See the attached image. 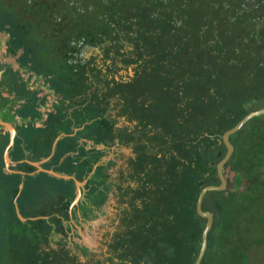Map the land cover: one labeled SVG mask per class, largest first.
I'll use <instances>...</instances> for the list:
<instances>
[{
    "label": "trees",
    "instance_id": "trees-1",
    "mask_svg": "<svg viewBox=\"0 0 264 264\" xmlns=\"http://www.w3.org/2000/svg\"><path fill=\"white\" fill-rule=\"evenodd\" d=\"M39 1L0 0V29L13 31L16 46L25 47L23 62H31L34 69L38 56L33 35ZM90 1L80 2L84 11L98 19L99 12L97 9L98 13L91 11ZM238 2L245 0H215L213 12L203 5L201 26L208 25V29L201 54L204 56L212 50L206 43L214 37L215 30L218 39L215 44L217 55L212 62L202 60L201 84L196 80L186 82L183 91H162L163 86L158 85L155 93H163L159 106H136L135 113L130 114L131 122L138 120L133 127L135 131L125 127L114 133L117 121L105 119L93 130L94 135L109 147L122 143L137 155L136 159H129L136 172L128 177H118V203L122 211L118 230L108 243L110 264H195L207 223L197 213V201L205 187L220 185L217 165L227 152L223 135L251 112L264 108V9L227 8ZM260 2L264 4V0L248 4L254 7ZM94 3L103 11L101 14L109 12L107 5L98 0ZM43 7L60 20L56 24V68L53 72L46 68L42 73L53 75L57 92L70 98V39L87 34L85 26H75L71 31L70 20L80 19L83 12L79 11L75 18V14L69 12L70 0H44ZM141 7L139 0L112 9L113 13L122 11L129 18L133 8L140 11ZM262 21L263 26L258 32L257 23ZM4 63L2 58L0 66ZM206 65L210 67L206 68ZM21 86V83L15 84L17 99L27 95L31 101H23V108L31 112L30 117H35L42 106L36 104L25 86ZM7 103L9 98L3 96V89H0V112L7 108ZM124 112L129 114L130 108ZM65 116L62 107L56 109V113L49 112L40 128L34 122L27 124L26 131L16 138L11 151L15 163L10 169L35 172L36 168L28 163H16L26 159V138L33 145L34 161L49 157ZM0 119L9 120L3 116ZM9 138L8 130L0 126V264H78L77 257L68 253L53 257L38 252L41 239L53 235L57 227H61L52 215H59L64 220L68 218L64 200L74 191L72 183L39 173L26 178L21 192L22 176L5 167L3 156ZM231 142L235 150L225 166L228 188L208 192L203 202V209L213 213L214 224L201 264H260L264 260V116L250 120L231 136ZM76 145V140L63 139L55 156L44 167H74L76 163L70 161L68 154ZM84 175L79 178L83 179ZM132 180L137 181V188L125 186ZM98 189L99 185L95 184L90 196ZM16 199L23 216H49L50 220L40 218L23 223L16 214ZM111 225H115V220H111ZM51 258L56 261L52 262ZM113 259L119 263H114Z\"/></svg>",
    "mask_w": 264,
    "mask_h": 264
},
{
    "label": "flooded vegetation",
    "instance_id": "flooded-vegetation-1",
    "mask_svg": "<svg viewBox=\"0 0 264 264\" xmlns=\"http://www.w3.org/2000/svg\"><path fill=\"white\" fill-rule=\"evenodd\" d=\"M43 1L38 2L33 35L38 56L35 69L31 62L27 64L23 62L25 47L16 46L13 31L10 28L0 29V62L2 58L5 60V65L0 66V72L5 70L0 78L2 86L0 89H3V95L9 98V104L18 98L15 88L17 83H21L23 85L21 87L31 86V83L37 85L41 92L36 94L29 92L35 101L53 97V91H57L56 78L42 72L46 68L53 72V68H56L58 51L56 24L60 19L55 13L50 15V12L44 9ZM80 1L70 0L69 12L75 14V18L79 11L83 12L80 19L70 20V29L72 31L75 26H85L87 34H79L70 39V103L103 106L106 108L102 115L105 120L117 121L118 118L124 117L131 122V115L135 113L136 106L145 108L159 106L163 93H155L158 85L163 86L162 91L168 89L183 91L186 82L196 80L201 84L202 60H210L211 63L212 58L217 55L215 50L217 30L213 33L214 37L206 43L212 50L204 56L201 54L202 41L207 37L208 29V25L204 28L201 26L204 21L201 10L204 9V5L208 11L213 12L216 7L215 0H140L141 10L133 8L132 16L129 18H126L122 11L113 13L112 8L115 6L118 9L122 5H130L139 0H125L124 4L123 0H98L107 5L109 9L107 14H101L103 11L97 7L94 0H91V11L98 10V19L92 18L93 14H88L87 10L84 11ZM250 1L254 0L231 3L227 8L264 9L262 2L250 7L248 4ZM211 21L209 20V23ZM21 22H24V19L23 21L21 19ZM213 23L217 26L216 21ZM262 23L263 21L257 23L258 32L263 26ZM27 30L25 31L29 33V28ZM42 92L46 95H42ZM23 97L24 95H21V98ZM108 107H112L111 112H108ZM126 108H130L129 114L124 112ZM137 121L135 119L134 122L137 124ZM125 127L134 126L117 127L114 133H119ZM129 131H135V128ZM119 145L129 148L122 143ZM134 155L133 158L136 159L137 155L135 153ZM129 159L130 157L125 161L126 168H120L116 172L118 177H128L136 172L129 164ZM54 244L56 245L52 242V235L41 239L39 254H51L54 257L55 254L68 253L69 256L77 257L78 264L111 263L108 258L95 257H90L83 263L85 261H81L79 253L87 258L88 249L80 252L70 250V245L67 248L65 245L56 247ZM51 261L55 262L56 258H51ZM113 261L119 263L116 259Z\"/></svg>",
    "mask_w": 264,
    "mask_h": 264
},
{
    "label": "crops",
    "instance_id": "crops-1",
    "mask_svg": "<svg viewBox=\"0 0 264 264\" xmlns=\"http://www.w3.org/2000/svg\"><path fill=\"white\" fill-rule=\"evenodd\" d=\"M4 71L5 70L0 72V78ZM25 91L27 93L31 91L35 94L41 92V90L38 89L37 85H32V83L31 86L25 87ZM53 93V97L49 96V98L46 100L36 101V104L42 107L38 111L37 115H35V117H30V115H32L31 112L28 109L24 110L23 108V101H31V99L29 100L26 95L23 98H20V100L17 99L19 101L17 103H14L15 100L11 101L10 104L7 105V108L0 112V117H7L9 118V120L6 121L0 119V121L13 124L16 129L17 138L18 136H20L21 132L26 131L27 124H29L30 122H34L35 126L40 128L44 125L46 115L49 112L56 113V109L60 110V108L63 107L64 111L66 112V116L63 119L61 126L58 128L59 135L54 142L53 150L50 156L39 161H34V158L32 156L33 145L30 140L26 138V159L17 161L16 163H28L33 166L32 163L42 161L43 169L53 171L58 175L65 176V178L57 177L48 172H38L34 175H37L39 173H47L57 179L70 181V184L72 183L74 191L69 198H66L64 200V202L67 203L68 218L67 220H64L61 219L59 215H52L57 225L59 223L61 224V227H57V231L53 233L52 238L56 243V245L54 244L56 247L65 245L68 248L70 245V250H79L80 252H82L86 251L87 249L90 250L89 246L92 245L91 242L94 240L93 234H95L98 228L107 227L110 224V221L107 222L108 220H114V218L119 219L121 215L122 209L119 208L118 204L119 196H117L116 194V188L118 187V184L116 182H112V186L114 187V189H112L111 192H106L107 188L105 183V178L106 176L109 177L111 175V171L116 173L118 170H120V168H122L121 165L118 169L115 168L114 170H111L112 168L109 167L112 162L114 163V167L116 166V161L119 157V151H116V148L121 147L119 143H117L115 146L109 147L104 140H100L99 136L97 138V136L94 135L93 130L97 128L98 125L101 124V122L104 121L102 115L105 113V107L90 106L84 103H70V98H66L65 96L60 95L57 91H53ZM42 95L45 96L46 93L42 92ZM54 97L57 100L54 99ZM11 106L15 107L11 109ZM111 109L112 107L109 108L108 112H111ZM23 110L24 112H22ZM25 114L27 115L24 116ZM23 135V138H25L24 133ZM65 138H70V141H77V145L68 154L70 161L75 162L76 165L74 167H70V169H63V167L60 168V165H53L50 169H46L44 167L45 164L52 160V158L55 156L57 146ZM15 144L10 149V154L12 149L15 147ZM126 152L132 158L135 156L131 148H128L125 153ZM15 153L18 155V152ZM63 160L64 159H62V161ZM14 163L15 162L12 160L11 165H13ZM85 171H88V173L85 174ZM15 173L20 174L21 172L15 171ZM26 174V176H22L20 174L23 178L24 185L25 180L28 176H34L32 173ZM81 175H84L83 179L79 178ZM79 182H81L82 185ZM95 184L99 185V189L90 196V190ZM43 220L48 221L50 220V217L46 216V218L44 217ZM95 244L99 245L100 243L98 241H95ZM80 258L83 259L84 257L81 256Z\"/></svg>",
    "mask_w": 264,
    "mask_h": 264
},
{
    "label": "water",
    "instance_id": "water-1",
    "mask_svg": "<svg viewBox=\"0 0 264 264\" xmlns=\"http://www.w3.org/2000/svg\"><path fill=\"white\" fill-rule=\"evenodd\" d=\"M258 116H264V108L251 112L245 118H243L235 127L226 131L223 135V143L225 144V146L227 148V152L225 154V157L217 165V173H218V177L220 179V185L219 186L212 185V186L205 187L201 191V193L198 197V201H197V213L200 217L206 219L207 223H206V227H205L203 234H202L201 249H200L199 255L195 261V264H201L204 257H205L207 247H208V236H209V233H210V231L213 227V224H214L213 213L210 211H205L203 209L204 198L208 192L224 191L228 188V179L226 178V175H225V171H226L225 166L231 160L233 153H234V150H235V147L231 142V136L236 134L237 132H239L250 120H252L253 118L258 117ZM0 125L5 126L8 129L9 134H10V143H9L7 149L5 150V153H4L5 167L9 172L15 173V171L10 169V165L12 164V160L10 158V149L15 144V139L17 136L16 129H15L14 125L11 123L0 121ZM32 164H33V166H35L37 168V171L32 173L33 175L38 173V172H48V173L55 175L57 177L65 178V176L58 175L57 173H55L53 171H48V170L43 169L42 168V164H43L42 161L37 162V163H32ZM20 174L22 176L27 175L26 173H23V172H21ZM79 183L82 185L81 182H79ZM23 188H24V181L19 186L20 191H22ZM15 207H16V214H17L18 218L23 223H26L28 221H34V220H37L40 218H44V217L33 218V217L23 216L21 211H20V207H19V203H18L17 199L15 201Z\"/></svg>",
    "mask_w": 264,
    "mask_h": 264
},
{
    "label": "rangeland",
    "instance_id": "rangeland-1",
    "mask_svg": "<svg viewBox=\"0 0 264 264\" xmlns=\"http://www.w3.org/2000/svg\"><path fill=\"white\" fill-rule=\"evenodd\" d=\"M112 110V109H111ZM136 125L135 122H128L124 117H120L117 120L116 123V127H123V126H134ZM128 148L125 147H121V148H116V151L118 152V159L116 161V166L114 167V163L112 162L111 165H109V167H111V170H114L115 168L118 169L121 165L122 168H126V163L125 161L127 160L128 157H130V155H128V153L125 151H127ZM114 167V168H113ZM110 176L105 178V183H106V192H111L112 189H114V187L112 186V182H116L118 184V175L111 171L110 172ZM116 180H115V179ZM132 186L133 188H137L138 187V183L136 180H132L131 183H125V186ZM116 194L118 196L119 192H118V188H116ZM119 204V203H118ZM138 204L141 206L142 202L141 200L138 201ZM115 220V225H111V220H108L107 222L110 221V224L107 227H100L98 228V230L95 232V234H93V241L91 242L92 245H90V250L87 251V258H83L81 260L85 261L83 263H86L87 259L90 257H95L96 259L99 258H109L111 256V254L109 253V246L108 243L111 241V236L116 233L117 229V225L119 224V220L118 218H114ZM95 235V236H94ZM95 241H98L100 244H95ZM52 242L55 243L54 239L52 238ZM97 247V248H96ZM79 256L81 257L80 253ZM117 260V259H116ZM260 264H264V260H261Z\"/></svg>",
    "mask_w": 264,
    "mask_h": 264
}]
</instances>
